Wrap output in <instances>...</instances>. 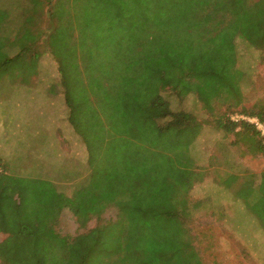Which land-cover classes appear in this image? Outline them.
<instances>
[{
    "label": "trees",
    "instance_id": "trees-1",
    "mask_svg": "<svg viewBox=\"0 0 264 264\" xmlns=\"http://www.w3.org/2000/svg\"><path fill=\"white\" fill-rule=\"evenodd\" d=\"M12 11L0 3V78L10 72L6 78L21 77L26 86L19 71L33 66L34 76L51 55L86 168L66 194L46 171L17 176L0 157V232L9 233L0 242L2 263L204 264L181 218L205 172L191 166L190 142L176 137L202 120L172 111L162 93L199 79L217 49L232 61L236 37L261 51L264 64V0H28ZM231 61L221 88L236 81ZM240 109L264 125L262 107ZM218 126L251 133L264 154L254 124L227 117ZM242 178L231 175L224 185L234 187L264 230V171L258 181ZM62 205L81 228L101 223L64 237L51 226ZM109 207L117 210L113 222L102 220ZM20 208L27 217L11 229Z\"/></svg>",
    "mask_w": 264,
    "mask_h": 264
},
{
    "label": "rangeland",
    "instance_id": "rangeland-1",
    "mask_svg": "<svg viewBox=\"0 0 264 264\" xmlns=\"http://www.w3.org/2000/svg\"><path fill=\"white\" fill-rule=\"evenodd\" d=\"M17 1L25 5L28 0H0V3L14 15L12 10ZM234 44L232 61L226 51L217 49L208 58L199 79L194 77L185 89H166L162 93L172 111H192L202 120L200 126L176 132V137L190 142L191 166L205 172L191 189L189 206L181 218L204 264H264V230L235 194L234 187L224 185L231 175L240 176V180L252 175L258 181L264 171V154L256 151V137L249 132L238 133L240 128L227 133L218 126L227 117L232 120L234 115L253 118L239 111L242 106L264 109L263 53L240 37L235 38ZM229 61L236 81L233 86L221 88L218 83L227 79ZM33 69V66L29 70L18 69L28 81L26 86L21 85V77L14 83L6 78L10 72L0 78V157L12 174L28 169L30 174L26 177L31 178L46 171L60 191L70 194L85 175V147L67 121L68 110L51 55L42 57L34 76ZM14 73L17 75L16 69ZM23 86L25 89L21 91ZM256 130L264 138L257 127ZM21 202L23 199L18 204ZM26 212L24 208L14 211L11 229L27 217ZM54 215L52 229L64 237L84 233L101 223L92 219L81 228L66 205L56 207ZM116 216V208L109 207L102 220L113 222ZM8 236L9 233L1 231L0 242ZM57 253L62 255L63 250L58 249Z\"/></svg>",
    "mask_w": 264,
    "mask_h": 264
},
{
    "label": "built area",
    "instance_id": "built-area-1",
    "mask_svg": "<svg viewBox=\"0 0 264 264\" xmlns=\"http://www.w3.org/2000/svg\"><path fill=\"white\" fill-rule=\"evenodd\" d=\"M231 119L235 122H238L239 120H245L251 124H254L264 135V125L263 123L260 122L258 118H255V117L250 118V117H245V116H240V115H234L231 117Z\"/></svg>",
    "mask_w": 264,
    "mask_h": 264
}]
</instances>
